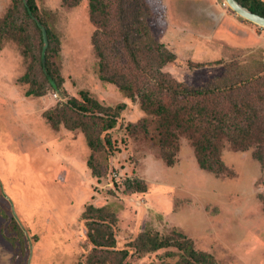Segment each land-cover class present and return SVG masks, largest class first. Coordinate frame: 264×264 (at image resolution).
Here are the masks:
<instances>
[{
  "label": "rangeland",
  "instance_id": "374dc122",
  "mask_svg": "<svg viewBox=\"0 0 264 264\" xmlns=\"http://www.w3.org/2000/svg\"><path fill=\"white\" fill-rule=\"evenodd\" d=\"M212 1L217 10L206 0L135 5L134 12L147 9L152 37L175 55L162 71L186 85L200 86L220 75L222 62L235 61L249 71L264 68V28L239 17L223 0ZM35 4L60 41L65 96L25 95L19 48L6 43L0 50V264H87L88 259L115 264L120 250L127 251L123 264H180L173 247L136 252L133 244L145 232L170 240L182 234L213 264H264V173L251 151L224 148L220 159L231 175L215 176L198 168L182 139L167 166L161 149L135 127L144 116L138 102L98 79L92 40L102 29L90 21L88 0ZM117 4L111 5L112 14ZM9 5L0 0V18ZM220 12L225 16H217ZM118 25L113 16L107 18V28ZM101 40L102 47L107 38L100 35ZM216 60L221 64H213ZM80 91L104 107L124 104L96 149L79 129L54 128L44 116L67 98H80ZM88 206L104 208L101 228L115 239L109 250L88 241L87 223L97 216H84Z\"/></svg>",
  "mask_w": 264,
  "mask_h": 264
},
{
  "label": "trees",
  "instance_id": "16d2710c",
  "mask_svg": "<svg viewBox=\"0 0 264 264\" xmlns=\"http://www.w3.org/2000/svg\"><path fill=\"white\" fill-rule=\"evenodd\" d=\"M79 1L62 0L71 6ZM115 1L118 4L112 14L109 10ZM235 1L264 17L263 0ZM136 4L137 0H88L90 21L102 29L93 34L92 40L99 58L98 79L113 84L124 97L138 102L144 116L135 127L161 149L167 166L174 163L179 143L184 139L203 171L230 176L220 159L221 151L228 148L234 152L251 151L264 173V68L250 66L249 71L238 62H222V73L200 86L177 81L162 71L175 60L174 53L152 37L147 9L134 12ZM112 16L119 25L107 28V18L110 21ZM100 35L107 38L102 47ZM6 43L15 44L24 58L26 70L19 80L28 84L25 95L38 97L52 91L65 96L58 62L60 41L35 0H10L0 18V50ZM79 96L67 98L60 108L50 109L44 116L54 128L63 124L68 130L79 129L87 145L96 149L102 142L101 134L115 127L118 111L124 104L104 107L85 91H80ZM103 212L104 208L85 209L84 216L97 213L87 223L86 236L95 249L109 250L115 239L112 232L101 228ZM133 247L138 253L173 247L180 252V264H213L209 255L195 251L182 234L170 240L145 232L136 238ZM115 252L120 254L115 264H123L127 251ZM86 263L92 264L90 259Z\"/></svg>",
  "mask_w": 264,
  "mask_h": 264
},
{
  "label": "water",
  "instance_id": "95a60500",
  "mask_svg": "<svg viewBox=\"0 0 264 264\" xmlns=\"http://www.w3.org/2000/svg\"><path fill=\"white\" fill-rule=\"evenodd\" d=\"M226 5L235 12L239 17L248 20L260 27L264 28V17H261L257 14L250 12L248 9L242 7L235 0H223Z\"/></svg>",
  "mask_w": 264,
  "mask_h": 264
},
{
  "label": "crops",
  "instance_id": "0c3cea01",
  "mask_svg": "<svg viewBox=\"0 0 264 264\" xmlns=\"http://www.w3.org/2000/svg\"><path fill=\"white\" fill-rule=\"evenodd\" d=\"M202 1H204V0H202ZM206 4H207V7H208L209 9L217 10V9H216V8H217L216 2H214V1H212V0H206ZM209 16H210V17H213V19L215 18V15H212V16H211V15L209 14ZM217 16H221V17H222V16H225V15H224L223 13L220 12V13H217ZM217 16H216V17H217ZM219 21H220V20H219ZM219 21H218V22H219Z\"/></svg>",
  "mask_w": 264,
  "mask_h": 264
},
{
  "label": "built area",
  "instance_id": "2783aa9c",
  "mask_svg": "<svg viewBox=\"0 0 264 264\" xmlns=\"http://www.w3.org/2000/svg\"><path fill=\"white\" fill-rule=\"evenodd\" d=\"M55 95V94H54ZM56 96V95H55Z\"/></svg>",
  "mask_w": 264,
  "mask_h": 264
}]
</instances>
